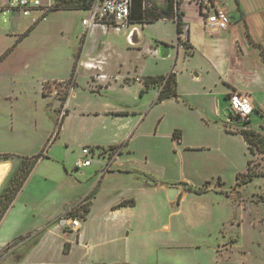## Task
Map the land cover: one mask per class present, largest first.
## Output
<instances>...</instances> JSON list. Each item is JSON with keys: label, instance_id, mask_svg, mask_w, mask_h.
I'll return each instance as SVG.
<instances>
[{"label": "rangeland", "instance_id": "obj_1", "mask_svg": "<svg viewBox=\"0 0 264 264\" xmlns=\"http://www.w3.org/2000/svg\"><path fill=\"white\" fill-rule=\"evenodd\" d=\"M230 1L234 3V0H218L226 13L231 11ZM185 4H181V9L186 8ZM262 4L260 2V7ZM189 5L190 11L196 14V7ZM1 14L0 157L8 154L27 158L41 155V158L24 186L20 160H0L12 165L0 185V264L78 263L81 255L62 252L65 240L60 234L68 232L60 229L56 220L62 216L83 219L86 213L80 207L75 212L71 208L76 204L70 207L86 195L85 191L79 196L80 188L75 182L82 181L86 185V175L98 170L100 165L105 166L108 155L98 157L97 149L93 148L92 166L75 171L82 149H90L81 138L87 121L75 117L68 131H59L68 93L63 87L52 85L60 83V79L68 81L77 57L81 51L87 52L91 42L121 43L133 29L140 30L142 47L158 48V51L161 47L158 37H171L167 45L171 47L173 65L176 27L160 23L133 24L124 32L126 34L117 35L112 28L96 25L92 29L94 36L87 38L88 31L81 26L87 12L54 11L35 23L40 11L27 17ZM239 15L232 16L234 26L240 20ZM197 16L202 20L198 12ZM27 31L28 35L24 36ZM211 37L213 39L200 44V50L192 58L184 59L180 50L176 70L183 73L181 89L195 93L183 98L189 103L187 106L164 109L169 118L163 134L178 125V129L184 131L185 142L201 148L187 151L180 158L164 136L144 138L133 145L137 161L141 163L138 165L143 167L148 155L146 168L166 179L170 186H181L178 184L185 177L193 189L207 190L202 195L183 192L178 203L171 205V223L176 230L168 235L171 248L159 251V264H264V176L236 184V174H245L247 168L264 173V153L253 149L251 154L239 134L242 129H248L264 136V65L260 58L261 53L264 54V12L252 15L247 26L242 23L231 32L227 30ZM85 38L87 41L82 48ZM126 49L121 71L140 77L128 61H134V57H130ZM239 49L243 50V56ZM157 59L158 62L166 60L159 53ZM79 61L74 70L73 88L82 94L78 93L77 98L79 106L85 110L96 102L92 101L95 97L85 84L87 74ZM149 66L154 71V62ZM195 74L198 77L192 80ZM218 77L243 88L258 103L255 104L257 112L250 116L249 123H235L228 117L230 104L223 95L227 86ZM151 119L153 117L144 123V130L150 131ZM124 167L130 168V161H126ZM12 196L14 200L8 203ZM98 226V218L93 215L86 225L87 234H96ZM51 230L52 235L41 239Z\"/></svg>", "mask_w": 264, "mask_h": 264}, {"label": "crops", "instance_id": "obj_2", "mask_svg": "<svg viewBox=\"0 0 264 264\" xmlns=\"http://www.w3.org/2000/svg\"><path fill=\"white\" fill-rule=\"evenodd\" d=\"M55 1L56 0H46V2H42V0H40L42 7L31 10L30 14L35 11H40L41 15L36 19L40 22L50 12H54L49 11L46 14L47 11L43 8L52 6ZM216 1L218 2V0ZM250 2H253L252 5L254 7H251ZM260 2H263L261 7ZM7 3L8 0H0V5L2 6ZM158 3L162 4L163 0ZM228 3L231 10L227 13L230 21V26L228 28L229 32L242 23L247 26L248 20L252 15L259 16L264 12V1L262 0H234L233 4H235L236 7L231 1ZM185 5L186 8L184 10L181 9L180 5V11L183 13V36L185 39L187 38V44L192 48L193 53L192 55H187L184 47L176 45V58L174 59L173 65V56L171 57L170 51L171 47L167 45L172 38L166 35H160V37H158V42L161 44L159 51L158 48H144L140 44L132 46L127 39L123 40L121 43L117 42V44H105L99 43L98 41L91 42L92 44H90L89 42L90 47L86 49L87 52L81 51L79 66L87 74L85 77V84L90 91V95L91 93L94 94L93 96L95 99L92 101L96 103L85 110L81 109L77 98L80 92L78 89H69L64 105L66 113L63 116L61 129L59 131H61V133L62 131H68L72 125V119L75 117L81 118L83 121H87V124H84L81 130V138L84 146H88L91 150H93V148L97 150L117 148V154L110 156L105 166L102 167V165H100L98 170L96 169L94 172H89L86 175V185H83L81 183L82 181L75 182L76 186L80 188L79 196L85 191L86 195H82L78 201L73 202V204L71 203L70 207L76 204L71 208L73 212L77 211V208L79 209L78 203L84 200L89 193L93 191L96 192L94 199H92L88 207V212L84 215L83 219L80 220L79 229L77 231H71L60 228L68 232L67 234H60L65 240L62 252L68 255H81L80 259H78V263L80 264H159V251L163 248H171L169 247L170 240L168 235L175 232L173 230H176V228L175 225L171 223V219L173 218L171 204H169L165 192L166 188L170 185L166 179L158 177L157 173H152L146 168L148 159L150 158H148V155L144 158L143 167L140 166L141 163L137 161L135 155L136 151L133 145L144 138L164 136L172 143L171 150L174 154H178L180 158L187 151L193 152L201 148L186 143L184 131L178 129V125H173L166 134H163L167 119L169 118L168 113H166L164 109L169 106H175L177 108L187 106L189 103L183 98H188V94L195 93H188L181 89L180 85L183 79V73L176 70L178 65L177 61L180 57V50L182 54H184L182 55L184 59L192 58L196 52L200 50V44L204 41L208 42L209 39H213L211 36H214L204 29L201 20L198 19L197 12L193 14L190 11V5L187 3ZM219 5L225 10L223 3H219ZM235 13L239 15L240 19V22L238 20L236 21L238 23L236 26L232 24ZM14 14L21 15V13L16 10L9 14L2 13L1 15L5 17L7 15L13 16ZM159 23L171 24L177 29L176 22L172 19L155 22V24ZM97 25L107 27L101 24ZM94 26L88 31L87 38L94 36L92 30ZM82 29L84 30L83 26ZM28 32L29 31L23 35H28ZM124 32L117 35L126 34ZM208 34L210 36H208ZM178 36L177 34V38ZM87 38H85L82 48ZM125 48H127V52L130 53V57H134V61L129 59L128 61L132 62L136 73L139 74L140 77L138 78L142 80L140 83L134 82V78L136 77L121 71L125 64L123 58ZM166 49L169 51L168 56H166ZM239 50L242 53L243 50ZM108 52L110 53L108 54ZM82 53L84 56H82ZM158 53L162 59L166 60L158 62ZM243 55L242 53V56ZM209 60L207 59L210 65ZM153 62L155 64L154 71L152 68H149V65H152ZM88 64L98 66L101 71L98 72L96 69H87L86 65ZM171 71L175 74L177 84L176 90L179 98L169 99L155 104L159 94V88L153 86L146 88L144 81L148 77L166 76ZM97 73L106 74L110 79L106 82L96 80L94 76ZM138 74L135 76H138ZM217 75L219 74L217 73ZM197 77L198 75L195 74V77H191V79L194 80ZM77 78L76 76L75 81H77ZM89 78H91V82ZM218 80L227 86V91L223 93L224 96L233 92H244L248 94L243 88L228 83L221 77H218ZM59 82L66 81L65 79H60ZM249 96L251 97V95ZM146 99L147 101H145ZM140 101H142V103L138 105L137 103ZM252 101L256 108L255 104L258 103L253 98ZM149 117H153V119H151L150 122V131H147L146 129L144 130V123ZM175 131L179 133V142L173 139ZM124 143L125 145L122 146ZM148 154H150V150ZM126 161H130V168L124 167ZM2 163H8L11 170V163ZM145 175L150 176L154 181L147 180ZM26 182L27 180L25 183ZM181 183L189 185L185 177L182 178V181L178 185H181ZM177 187L181 189V195L183 192H187L184 190L183 185ZM124 202H127L126 205H121ZM97 205L100 207H96ZM158 206L162 209L158 210ZM71 209L69 211H71ZM93 215L98 218V230L96 234H87L88 227H86V225L92 220ZM58 220H56V223H58ZM82 222L84 226L81 224ZM52 230L48 231V234H43L41 239H46L52 235ZM174 240L176 239L174 238ZM38 246L39 245H37V247ZM174 247L177 248V246ZM42 263L44 262H38V264Z\"/></svg>", "mask_w": 264, "mask_h": 264}, {"label": "built area", "instance_id": "obj_3", "mask_svg": "<svg viewBox=\"0 0 264 264\" xmlns=\"http://www.w3.org/2000/svg\"><path fill=\"white\" fill-rule=\"evenodd\" d=\"M186 2L196 7L199 16L201 17V23L204 29L211 35H215L228 30L230 21L228 14L219 5L216 0H181L180 5ZM42 4L40 0H8L6 5H0V14H9L16 10L21 13L23 17L29 16L31 10L41 8ZM50 6L46 9V11ZM132 8V0H96L89 10H87V16L82 20V26L84 30L89 31L94 25L101 24L108 28H112L115 33L119 34L124 31H128L133 25L130 21V14ZM34 21V20H33ZM35 20L33 23H35ZM182 41L185 38L182 34ZM89 70L101 71L98 66L93 64L86 65ZM96 80L106 82L110 78L103 73L95 74ZM134 82H142L138 77L134 78ZM53 87L59 86L53 84ZM60 87V86H59ZM228 102L230 104V113L235 119H239L241 122L250 120V116L255 111L254 103L251 97L244 92H233L229 94ZM64 115V113H63ZM62 115V116H63ZM98 151V157L116 155L117 150L107 152ZM91 156L89 157V155ZM94 150L83 148L81 157L75 162V170L84 169L90 167L94 163ZM58 226L62 229H68L71 231H77L80 226V221L76 218L63 216L58 220Z\"/></svg>", "mask_w": 264, "mask_h": 264}, {"label": "trees", "instance_id": "obj_4", "mask_svg": "<svg viewBox=\"0 0 264 264\" xmlns=\"http://www.w3.org/2000/svg\"><path fill=\"white\" fill-rule=\"evenodd\" d=\"M96 0H56L55 3L50 6V8L47 11H64V10H75V11H84L86 12L91 8V6L94 4ZM180 3L181 0H163L162 4H159L156 0H132V8H131V14H130V21L132 24H140V25H147L155 23L159 20H165V19H172L176 22L177 25V34L179 35L177 38V45L184 47L187 55H192V48L188 46L187 44V38L185 41H182V34H183V23H182V17L183 13L180 11ZM177 8V11H176ZM261 61L264 65V54L261 53ZM79 59V56L77 57V60ZM77 64V62H76ZM76 64H74L72 69L71 77L66 82H60L59 86L63 87V89L68 93L69 89L73 88L74 86V70L76 68ZM144 85L146 88L153 86L159 88V94L155 101V104L160 103L165 100L169 99H178L179 96L177 94V84L175 79V74L173 71H171L166 76H157V77H148L144 81ZM226 100H228L229 94L224 96ZM254 112H257L255 109ZM64 116V115H63ZM228 117L230 119H235L230 113ZM63 119V117H62ZM250 120L243 122V123H249ZM62 124V122H61ZM244 141L248 144L249 152L252 154L253 149H257L258 151L264 153V136H259V134H255L253 131L248 129H242L239 133ZM173 139L178 141L180 140L179 133L176 131L173 134ZM125 145L122 144V146ZM114 151L117 150V148H110L108 151ZM101 151L107 152L106 150ZM10 158H18L20 160L22 170H23V177H22V186L24 185L25 181L28 179L30 173L37 165L39 159L41 158V155L27 158V157H17L13 155L4 154L0 157V160H8ZM247 176V179L245 177ZM264 176V173H255L249 168H247V172L245 174L238 173L236 174V184L239 185L240 183H246L248 180L254 178V177H260ZM240 177L243 178V180H238ZM145 178L149 181H154L150 176H146ZM220 181L217 180V184ZM183 185L184 190L190 193H193L195 195H202L207 192L206 189L198 188L193 189L189 185L185 183H181ZM21 186V185H20ZM96 195V192L93 191L87 195V197L82 200L80 203H78V206L83 210V213L88 212V207L94 199ZM14 200V196L8 199V203ZM127 202H124L121 205H126ZM131 203V202H130ZM7 207V206H6ZM66 247V246H65ZM45 264H53V263H45ZM73 264H80V263H73ZM90 264H105V263H90Z\"/></svg>", "mask_w": 264, "mask_h": 264}, {"label": "water", "instance_id": "obj_5", "mask_svg": "<svg viewBox=\"0 0 264 264\" xmlns=\"http://www.w3.org/2000/svg\"><path fill=\"white\" fill-rule=\"evenodd\" d=\"M177 11V8H176ZM139 35H140V30L139 29H133L131 33L128 36L127 41L129 42L130 45L132 46H137L140 44L139 41ZM177 45V44H176ZM178 46V45H177ZM161 50V49H160ZM166 56L169 55V51L166 49ZM235 123L241 122L239 119H234ZM166 197L169 202V204L173 205L178 203L179 198L181 196V189L177 186H168L166 188Z\"/></svg>", "mask_w": 264, "mask_h": 264}, {"label": "bare ground", "instance_id": "obj_6", "mask_svg": "<svg viewBox=\"0 0 264 264\" xmlns=\"http://www.w3.org/2000/svg\"><path fill=\"white\" fill-rule=\"evenodd\" d=\"M10 170V165L8 163H0V185L2 181L7 177Z\"/></svg>", "mask_w": 264, "mask_h": 264}]
</instances>
